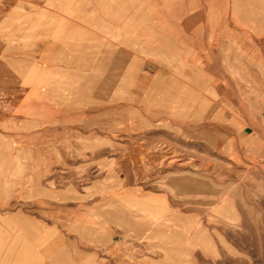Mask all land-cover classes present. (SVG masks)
Wrapping results in <instances>:
<instances>
[{"label":"rangeland","instance_id":"obj_1","mask_svg":"<svg viewBox=\"0 0 264 264\" xmlns=\"http://www.w3.org/2000/svg\"><path fill=\"white\" fill-rule=\"evenodd\" d=\"M263 10L0 0V204L55 190L78 264H264Z\"/></svg>","mask_w":264,"mask_h":264},{"label":"crops","instance_id":"obj_2","mask_svg":"<svg viewBox=\"0 0 264 264\" xmlns=\"http://www.w3.org/2000/svg\"><path fill=\"white\" fill-rule=\"evenodd\" d=\"M194 26L201 29L203 25L198 22ZM247 34L240 36L245 37ZM248 38L264 40V35L249 33ZM216 43H219L218 37ZM206 51L198 56L208 58L225 55L221 47L213 49L211 53ZM45 192H48L46 194L49 197L36 198L29 208L25 204L9 209L15 204L14 200H9L5 206L0 204V264H78L75 239L60 225L56 192L51 187Z\"/></svg>","mask_w":264,"mask_h":264}]
</instances>
